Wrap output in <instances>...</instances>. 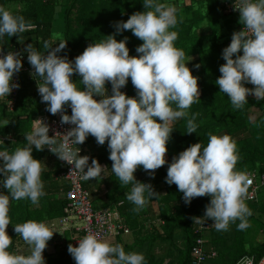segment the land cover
<instances>
[{
    "label": "clouds",
    "instance_id": "clouds-1",
    "mask_svg": "<svg viewBox=\"0 0 264 264\" xmlns=\"http://www.w3.org/2000/svg\"><path fill=\"white\" fill-rule=\"evenodd\" d=\"M143 5L144 11L135 12L126 22H116V33L89 44L74 60L58 55L67 41L56 47L44 41L46 55L32 44L23 50L34 69L33 78H42L38 92L41 102L46 103V111L61 114V123L74 127L66 135L49 136L50 126L43 119H36L32 131L25 136L24 147H17L11 154L0 151L3 161L0 186L7 189V194L0 192V264H46L43 252L54 232L44 222L28 220L14 227L30 246L29 255L8 251L12 244L6 231L11 223L10 197L28 199L38 205L45 195L41 161L33 157V146L37 151L47 148L73 166L71 173L78 172L83 180H92L101 178L106 167L94 158L89 164L88 155H79L81 149L77 145L83 144L89 135L99 145L107 142L109 159L113 162L111 170L119 181L125 185L133 183L127 193V199L135 205L133 211L142 210L150 199L160 196L151 184L136 180L134 173L138 166L142 165L154 177L155 170L167 164L166 183L178 187L186 204L196 197L211 198L204 217L194 218L195 222L211 219L217 231H227L237 220L238 230L250 227L248 217L252 211L245 197L253 181L248 174L235 170L239 155L236 142L228 134L209 133L206 146L195 143L174 156L171 163L165 159L172 122L188 117L187 110L200 101V91L198 77L186 66L185 52L174 45L178 34L170 31L178 22L176 7L161 0H143ZM234 9L240 13L243 30L234 32L231 43L223 49L222 59L226 63L219 68L221 75L216 84L234 108L242 109L249 95L264 100V0H235ZM35 27L24 16L0 6V39L5 35L20 39L18 34ZM124 30H131L143 42L135 49L138 56L129 55L128 37L120 41L115 38ZM20 55L19 52L0 55V99L19 87L13 83V76L22 69ZM74 74L82 78L79 82L83 89L73 81ZM129 78L136 89L134 97L121 91ZM106 83L111 84V95ZM245 84L255 87L248 88ZM67 108L71 109V115L67 114ZM195 118L193 114L187 119V134L197 132ZM58 136H63V140L58 141ZM0 144H4L3 140ZM68 252L75 264H146L142 253L126 252L123 245L92 233L79 239L78 246L69 244ZM254 260L244 256L238 264H254ZM260 264H264V259Z\"/></svg>",
    "mask_w": 264,
    "mask_h": 264
},
{
    "label": "trees",
    "instance_id": "trees-1",
    "mask_svg": "<svg viewBox=\"0 0 264 264\" xmlns=\"http://www.w3.org/2000/svg\"><path fill=\"white\" fill-rule=\"evenodd\" d=\"M161 2L169 3L168 0H161ZM204 4H207L208 14L203 15L201 10L194 9V7L185 8L176 13L178 22L174 28L170 29V31H176L178 34L174 45L185 52V62L189 57L196 54L199 56L200 67L191 71L193 76L198 77L200 101L194 103L187 110L188 117L172 122L173 132L167 144L168 151L165 159L171 163L174 156L195 143H202L206 146L209 133L218 136L228 134L236 142L239 155L235 170L250 169L262 172L264 171V100L258 101L252 95L242 109H236L227 95L220 92L216 84V80L221 75L219 68L226 63L222 59V51L231 43L232 37L230 34L225 35L224 32L229 31L232 23L240 22V14L226 12L222 7V0H205ZM0 6H4L13 14L24 16L26 20L36 25L34 29L18 34L20 39L16 36L5 35L3 39H0L1 49L20 51L25 49L28 44H32L38 52L46 55L48 49L44 48V41H49L53 47H56L52 24L55 17L61 15L64 23L61 40L67 41V46L58 55L68 58L73 50L92 43H99L107 39L108 35L116 33V22H126L135 12L145 10L143 0H69L65 7L61 6L63 8L62 13L59 10L61 7L58 0H0ZM217 10H222L221 12L224 13L220 18L223 21V27H220L225 31L220 37H224L228 44L218 45L217 40L220 39L218 34L221 33L218 29L212 32L211 37L208 38L210 46L205 48V39L199 36L198 29L208 20L209 13ZM124 37H128L129 55L138 56L139 54L136 53L135 49L143 42L134 36L131 30H124L115 35L117 41L124 39ZM239 54L242 55V51ZM36 78L42 80L39 76L28 78L23 75L21 77V89L15 111L12 114H8L5 103L0 101V112L2 118L7 122L0 128V136L7 138L11 133L18 137L20 135L25 137L32 131L33 120L41 114L42 105L46 106L45 102H41V96L35 87ZM72 79L77 82L79 88L83 89V84L79 82L82 78L78 74H74ZM106 87L109 95H111V84L106 83ZM121 91L130 97L136 96V89L131 83V78ZM94 98L100 99V97ZM173 107L176 106L173 105ZM193 114H196L197 132L187 134V119L191 118ZM68 115L71 114L68 113ZM92 139L93 137L89 135L83 143L87 149H89ZM100 147L99 153L94 154L90 149L88 151L92 153L91 158L98 160L101 165L108 166L112 161L109 159L110 153L107 142ZM32 155L39 161H43L46 157L52 161L50 169L41 174L42 180L49 182L45 183L46 185L53 186L51 184H56L57 181L62 182L56 179L58 157L55 154L47 148L37 151L33 147ZM167 167L166 164L155 170L154 177L149 175L150 177L136 178L137 181L151 184L153 190L160 194L159 197L150 199L142 210L133 211L135 205L127 199L126 195L122 196L121 201H116L110 206L112 208L118 202H123L122 207L118 209L124 222L131 228L132 235L136 236L134 247H137L138 252L144 255L146 264H192L195 261L192 254L193 241L199 237L203 238L204 248L208 253L216 252L215 258L199 264H234L244 256H252L255 260H259L263 256L264 227L259 240H255L253 233L255 228L261 226L256 219L259 220L264 216V186L258 192L257 202L247 203L252 211V215L248 217L252 228L249 227L243 231L238 230L237 225L240 221L237 220L236 223L230 224L227 231H217L213 225L214 221L211 219L202 220L199 223L194 221V218L204 217L205 207L210 203L211 198L209 196L196 197L190 204H186L183 193L179 191L178 187L175 184L170 186L166 183ZM113 175L115 174L113 173ZM88 182L84 184V188L87 190ZM119 186H122L129 193L133 183L130 182L125 185L121 182ZM61 187L59 188V185L56 184L57 197L52 192V188H49L50 191L46 192L47 194L39 200V209H31L33 204L28 199L15 201L16 204L12 205L9 211L11 223L6 230L12 238L9 252L13 253L14 247L21 238L14 230L16 224L28 220L51 222L62 217L67 202L60 194ZM162 192L164 193L161 194ZM152 202L157 204L158 211V217L154 219L152 226L147 224L145 227V222H138L137 224L141 214H148V212L153 211L150 208ZM157 219L162 224H157ZM120 236H118L119 239ZM157 245L161 246L159 253L155 250ZM123 247L126 252L135 251L134 247L132 249L128 245ZM135 252L137 253V251ZM44 259L46 264H75V260L68 252V247H63V250L58 254H48Z\"/></svg>",
    "mask_w": 264,
    "mask_h": 264
},
{
    "label": "built area",
    "instance_id": "built-area-1",
    "mask_svg": "<svg viewBox=\"0 0 264 264\" xmlns=\"http://www.w3.org/2000/svg\"><path fill=\"white\" fill-rule=\"evenodd\" d=\"M234 4L235 0H222V7L226 10V12L240 14L234 9ZM241 30H243V26L240 27L237 32ZM23 50L24 49L20 51L16 49H12L10 51L3 50L2 53H0V55H7L8 52L21 53L19 58L21 59L23 65L21 71L13 76V83L18 84L19 87L14 88L8 97L0 99V101L5 103V108L8 114H12L15 111L16 102L21 89V77L26 75L28 78H33L32 73L34 72V69L27 60V53ZM40 81L42 80L40 79ZM40 81H37V84H39ZM66 111L67 114H71L70 108H67ZM36 119H43L50 126L49 136H54L56 133L66 135L67 132L74 127L70 124H62L61 114L51 116L49 112L46 111V106L44 105H42L41 114L36 116L35 120ZM10 138L14 139V137L9 135L7 138L0 136V140H3V142ZM57 140L62 141L63 136H58ZM77 146L81 149L79 155H88L90 157L89 164H91L92 153L88 151L89 149H87V147L83 144ZM77 146L72 145L73 148ZM72 169V165H69L67 162L58 158V174L56 179L65 184V186L61 187L60 194L67 204L63 210L62 217L55 219L54 221L44 223L49 226L53 232H57L60 235L69 234V244H72L73 246H78V240L83 238L88 233L95 234L101 239L116 238L119 235H130L131 229L122 219L121 212L118 209L123 205V203L118 202L112 208H95L92 204L89 190L84 188V184L87 183L88 180H83L81 178L82 174L78 172L71 173ZM85 171H87V169H85ZM245 173L248 174L253 181L248 188L245 203L257 202L258 192L260 188L264 186V171L258 172L251 170ZM0 179H3V175H1ZM5 190L6 189L3 188V186H0V192H4ZM159 223L162 224V222ZM30 251V246L27 245L21 237L14 247L13 254L27 256L30 254ZM192 254L193 258H195V261L192 264L204 263L208 259L216 257V252L213 251L208 253L205 250L204 240L201 237L193 241ZM261 259H264V254L259 260H254V264H260ZM239 260H241V258ZM238 261L234 264H238Z\"/></svg>",
    "mask_w": 264,
    "mask_h": 264
},
{
    "label": "crops",
    "instance_id": "crops-1",
    "mask_svg": "<svg viewBox=\"0 0 264 264\" xmlns=\"http://www.w3.org/2000/svg\"><path fill=\"white\" fill-rule=\"evenodd\" d=\"M168 1H169V3H167V4L175 6L177 9V12H179L185 8H193L194 7V9L201 10L203 15L208 14L207 13L208 11L206 10L207 4L206 5L204 4L205 0H168ZM58 2L62 3L61 5H59L60 7L61 6L65 7L67 5V3L69 2V0H58ZM62 7L59 9L60 13H62V9H63ZM221 11L217 10L215 12L209 13L210 15L207 17L208 20H206L204 25L198 29L199 36L204 37V39H205V42H204L205 48H208L210 46V40L208 38L211 37L210 35L212 34V32H214V30H218V29L221 32L218 34V37L220 38L219 40H217L218 45L224 46L225 44H228V41L224 40V37H222V38L220 37V35L223 34V32L225 31L224 29H221V27H223V23H222L223 21L220 19L221 15L223 13ZM60 16L61 15L56 16L54 21H53V24H52V31H53V34L55 36L54 41H55L56 46L58 45L59 42L62 41L61 40V34L64 31V23H63L62 18H61L62 16L61 17ZM242 26L243 25L240 22L232 23L229 31L227 33L226 32H224V33H225V35H229V34L232 35L234 32H237V30ZM87 46L80 48V49L73 50L70 53L68 59L74 60L76 56L82 54V52L86 49ZM195 65H199V56L197 54L192 56V59H191V57H189L186 60V66L189 67L190 70L198 69L195 67ZM37 81H40V80H37V79L35 80V87L38 90V84H37L38 82ZM39 83H42V82L40 81ZM253 87H255V86H253ZM251 96L252 95H249L247 98H250ZM18 111L20 112V110H18ZM5 122L6 121H5V119L2 118V114L0 112V128L6 124ZM9 136L14 137V139L10 138L7 141H5L4 144H0V151H8L11 154L17 147H24L25 146L26 137L21 136V135L18 137L14 134H11V133ZM89 145H90L89 149L92 151V153H94V154L97 152L99 153V149L101 148L100 147L101 145H99L96 142L95 137H93L92 142H90ZM33 147H35V146H33ZM2 163H3V161H2V159H0V164H2ZM112 164H113V162H110L108 166L105 164H102V166L106 167V169L103 171L102 177L100 179L93 178L86 185L89 192H90V195H91V201L93 203H95L98 207H100V209L105 208V207L108 208V207L112 206L113 204H115L116 201H121L122 196H124V195L127 196V191L122 186H119V184H121V182L119 181L118 177L116 175H113V172L111 170ZM51 165H52V161L50 160L49 157L48 158L46 157L43 161H41L42 173L45 171H48L50 169ZM140 167H141V169H143L142 165ZM140 167L138 168L139 170H140ZM143 172H145L144 169H143ZM1 175H3V174H0V177H1ZM147 177H150V176H147ZM141 178H145V176H143ZM53 182H56V181H53ZM53 182H51V183H53ZM45 183H49V182L43 181L44 188L46 186ZM56 184H59L60 186H65V184L63 182H59V181H57ZM56 184L53 183L51 185L55 186V188H56ZM60 186H59V188H60ZM118 190H119V192H117ZM52 192L54 193V195L56 197L58 196V194L55 191H52ZM3 193L7 194V189ZM45 194H47V193H45ZM43 196H41L40 198H42ZM15 201L16 200L11 199V197H10L9 211H10L12 205L16 204ZM33 208L39 209L40 207H39V205L33 204L31 209H33ZM150 208L153 209L154 213L155 212L158 213L157 204L155 202L151 203ZM150 208L148 207V209H150ZM144 215L145 214H143V215L141 214V216H140L141 220H137V224H138V222H142V223L145 222L144 225L146 227L147 223L142 218ZM156 223H159L158 219H157ZM8 227H9V225H8ZM7 230H8V228H7ZM128 236H132V239L129 242L126 240V237H128ZM128 236H120L121 237L120 239L118 237H116V238H110L107 240H109L113 244H121L123 246L128 245L132 249L135 245L134 239L136 236L132 235V230H131V234ZM69 238H70L69 234L60 235L59 233L54 232L53 237L48 241L47 247L43 252L44 258L46 256H48V254H52V253L58 254L59 252H61L63 250V247H68V245L70 243ZM19 240H20V238H19ZM135 248L136 247H134V249ZM45 251H47V252H45ZM132 252H133V250H132ZM137 253H140V252H137Z\"/></svg>",
    "mask_w": 264,
    "mask_h": 264
},
{
    "label": "rangeland",
    "instance_id": "rangeland-1",
    "mask_svg": "<svg viewBox=\"0 0 264 264\" xmlns=\"http://www.w3.org/2000/svg\"><path fill=\"white\" fill-rule=\"evenodd\" d=\"M59 3V5H61L62 3L61 2H58ZM205 23V22H204ZM26 42V41H25ZM254 85H252V84H245V87H248V88H254L253 87ZM248 99H250V98H247V100ZM151 170H149V172H150ZM247 171H251L250 169H246V170H241V172H247ZM134 175H135V177L136 178H141V177H143V176H145V177H147V176H149V174H148V172H143V169H141L140 168V170L138 169V170H136V172L134 173ZM59 185V184H58ZM60 186V185H59ZM61 187V186H60ZM49 188H52V191H55V187H53V186H50V185H46L45 186V188H44V192L46 193V192H49L50 190H49ZM164 192H162L161 194H163ZM92 204H93V206L95 207V208H100V207H98L95 203H93L92 202ZM158 217V215H157V213L155 212H153V211H150V213L148 212V214H145L142 218L144 219V221H146V223L147 224H149V225H151L152 226V222H154L155 220L154 219H156ZM264 216H262L259 220L258 219H256V221L261 225V226H259V227H257V228H255L254 230H255V232L253 233L254 235H255V240L257 241V240H259L260 239V235L262 234V230H263V227H264V218H263ZM263 218V219H262ZM141 220V219H140ZM150 221V222H149ZM148 228H150V227H148ZM250 228H252V227H250ZM128 236V235H127ZM131 239H132V236H128V237H126V240L129 242V241H131ZM158 247V248H157ZM159 247H161V246H159V245H157L156 247H155V250H156V252L157 253H159ZM135 251H137L138 252V249H137V247L134 249ZM135 251H133V252H135Z\"/></svg>",
    "mask_w": 264,
    "mask_h": 264
},
{
    "label": "bare ground",
    "instance_id": "bare-ground-1",
    "mask_svg": "<svg viewBox=\"0 0 264 264\" xmlns=\"http://www.w3.org/2000/svg\"><path fill=\"white\" fill-rule=\"evenodd\" d=\"M109 206V205H108Z\"/></svg>",
    "mask_w": 264,
    "mask_h": 264
}]
</instances>
